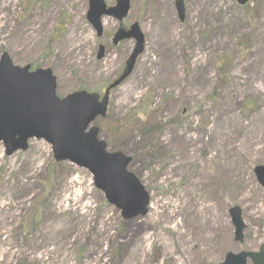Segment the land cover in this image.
<instances>
[{"label": "rangeland", "instance_id": "1", "mask_svg": "<svg viewBox=\"0 0 264 264\" xmlns=\"http://www.w3.org/2000/svg\"><path fill=\"white\" fill-rule=\"evenodd\" d=\"M183 1L181 22L175 0H132L121 25L140 24L144 52L93 123L108 151L132 160L148 214L124 221L90 173L56 163L44 141L10 157L0 143V264H220L264 244L254 174L264 165V0ZM88 10V0H0V57L50 69L59 97L103 96L135 41L115 46L111 17L98 38Z\"/></svg>", "mask_w": 264, "mask_h": 264}, {"label": "water", "instance_id": "2", "mask_svg": "<svg viewBox=\"0 0 264 264\" xmlns=\"http://www.w3.org/2000/svg\"><path fill=\"white\" fill-rule=\"evenodd\" d=\"M115 7L107 9L104 0H89L87 19L98 36L102 35L101 19L113 17L122 22L130 10L131 0H116ZM249 0H236L244 6ZM180 20L184 19L182 0L176 1ZM134 39L136 47L127 60L123 74L106 91L100 101L97 94L81 91L64 98L56 95V78L51 70L30 71L13 65L9 54L0 59V143L6 155L26 151L31 139L44 140L51 145L56 162H70L84 168L94 177L98 190L104 193L107 202L121 211L124 220H133L148 213L149 194L139 179L128 171L131 160L122 153H108L106 144L98 139V129L90 125L98 117H104L109 102V93L119 86L133 71L137 58L144 49V35L139 25L129 31L120 29L114 36L117 45ZM105 48H99L98 60ZM259 183L264 187V166L255 169ZM235 228V240L243 239L244 224L238 207L229 211ZM264 264V246L259 253L229 254L222 264Z\"/></svg>", "mask_w": 264, "mask_h": 264}, {"label": "bare ground", "instance_id": "3", "mask_svg": "<svg viewBox=\"0 0 264 264\" xmlns=\"http://www.w3.org/2000/svg\"><path fill=\"white\" fill-rule=\"evenodd\" d=\"M106 24H107V22L103 20L102 25L105 27Z\"/></svg>", "mask_w": 264, "mask_h": 264}]
</instances>
